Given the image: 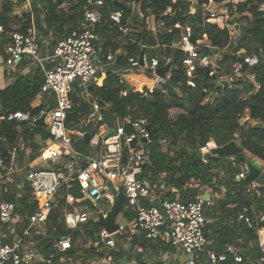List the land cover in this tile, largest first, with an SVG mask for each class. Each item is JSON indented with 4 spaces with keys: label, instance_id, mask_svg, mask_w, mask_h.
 Wrapping results in <instances>:
<instances>
[{
    "label": "trees",
    "instance_id": "16d2710c",
    "mask_svg": "<svg viewBox=\"0 0 264 264\" xmlns=\"http://www.w3.org/2000/svg\"><path fill=\"white\" fill-rule=\"evenodd\" d=\"M132 1L104 0L103 21L97 29L100 39L104 41L101 55L106 60L108 53L112 52L116 57L114 66L117 71H121L130 68L131 58L137 59L143 49H149V60L155 56L160 57L159 67L162 68L167 65L166 60L161 59L163 52L167 50L168 58L172 62L171 75L165 83H161L160 88L149 84L142 90L128 91L125 81L121 82L117 71H107L101 87H90L100 103L110 104L105 121L108 126L113 127L116 117H146L150 128L156 130L160 139H167L169 142L166 147L161 141L152 142L148 146L150 156L141 177L149 181L154 198L190 203L195 201L197 195L206 196L212 190L215 197L219 198L215 199L213 206L206 209L207 218L210 220L206 227L208 248L221 252L228 245L240 240L242 246L248 250L247 255L259 260L263 253L257 246H250L252 242L257 243L258 228L251 229L238 222L237 216L247 209L253 217L252 205L255 203L262 208V202L251 197L248 184L245 180L237 181L236 174L240 171L241 159L249 161L246 151L264 161V56L251 70L260 85L258 90L252 83L242 81L235 82L232 86L219 85V76H210V73L212 70L232 69L238 60L237 56L230 54L234 43L228 30H221L217 25L206 22L205 4L196 5V13L191 14L192 4L189 0H137V10L150 12L155 16L157 26L163 30L158 28L157 32H148L144 29L133 34L132 40L124 38L122 44H116L113 38L121 35L116 28H111L109 14L124 10L126 17H132L138 24ZM25 2L26 0H1L0 26L7 32L27 33L29 29H35L41 47L43 42H48L49 49L52 50L60 39L80 27L87 0H33L28 13L21 17L14 15V8ZM260 2L261 0H245L238 5L239 13L245 15L249 24L243 30L237 49L246 47V54H251L258 47L264 48V13L260 11ZM176 24L180 28H175ZM140 25L138 29L145 23ZM166 29H172V32L164 33ZM183 33L189 35L191 42L199 48L202 55L210 54V66L197 69L195 87L188 84L189 78L183 69L186 54L171 47ZM8 43L9 37L6 34L0 36V52L4 58ZM211 49L215 51L212 52ZM29 61L24 58L18 68L26 67ZM100 76L99 72L97 77ZM44 81L45 75L36 65L28 74H17L11 85L0 89V158L7 163L11 157L9 150L19 146L22 141H33L37 135H41L43 139L50 138L49 132L43 126H36L30 131L27 123L2 120L17 111L28 113L31 118L40 116L46 107L43 104L35 106L34 102L40 96ZM123 91H128V95L123 96ZM249 92L251 95H248ZM71 99L73 107L68 114L66 126L73 130L82 125L84 119L91 124L89 120L92 104L86 100L84 91L77 88ZM172 110L180 112L172 117ZM252 121L259 124L252 126ZM127 132H132L130 126H127ZM233 141L243 149L237 156L239 164L236 166L227 156L206 157L201 151L209 142L222 147ZM74 146L80 152H88L84 138H78ZM222 187L225 189L223 195L220 190ZM24 190L26 193L21 198L5 193L3 199L16 205L15 212L24 218L23 225L27 226L29 216L37 210V204L33 201L29 185ZM124 210L125 219L131 220L134 213ZM101 230L102 225L98 221L85 224L83 233L79 230H66L64 234H49L47 231V236L56 238L72 235L75 241L81 239L84 243L87 240L97 242L100 240ZM38 238L42 243L41 248L49 250L48 240L43 236ZM133 243L142 247V253L157 251L161 247L164 251H176L170 245H157L143 237H135ZM103 246L102 244L101 249ZM78 252L79 249H74L67 255L76 257ZM87 253L88 256H78L77 259L91 264V258H102L105 253H109L117 261L124 259L128 251L118 246L113 250L103 249V252L94 251L92 248ZM142 253L138 254L139 264H145L141 259ZM129 257L132 258L130 255ZM231 263L234 262L228 260L222 264ZM198 264L208 263L203 260Z\"/></svg>",
    "mask_w": 264,
    "mask_h": 264
},
{
    "label": "built area",
    "instance_id": "2783aa9c",
    "mask_svg": "<svg viewBox=\"0 0 264 264\" xmlns=\"http://www.w3.org/2000/svg\"><path fill=\"white\" fill-rule=\"evenodd\" d=\"M136 1L133 0L131 3L134 2L136 5ZM189 1L192 4L191 14H195L196 5L200 4L199 0ZM243 2L245 0H207L205 4L206 22L217 25L221 30H228L234 43L230 54L238 57L230 71L212 70L210 76H219L220 80H227L230 86L239 81L249 82L258 90L260 85L256 82L251 70L264 56V48L258 47L251 54H246L245 47L237 49L246 26V23L245 25L242 23L245 15L238 10V5ZM103 6L104 0H87L80 27L60 39L52 50L47 51L45 57L42 55L37 30L29 29L27 33L7 32L3 26H0V36L6 34L9 37V43L5 47L6 56L0 60V65L15 68L24 58L31 60L45 75L40 95L49 96V101L45 105L46 110L42 111L40 116L31 118L30 114L17 111L10 113L2 120L27 123L30 125V131H33L36 126H39L36 122L45 115L46 125L43 127L50 134L42 155V161L48 165V168L31 170L26 174L33 201L37 204V210L29 216L28 225H23L24 218L15 212L14 203L0 202V226H11L13 233L10 242H5V239L9 238L6 233L0 237V264H85L83 260L77 259L78 256H82L80 252L76 257L67 255L74 249H80L84 241L81 239L75 241L72 235L49 238L45 223L52 209L57 207L59 197L72 206L88 201L98 205L105 201H114L109 184L115 190H122L125 196L122 211L130 210L134 213V217L131 220L126 219L125 224L117 223L118 230L115 233H109L102 228L99 234L100 240L97 242L87 240V243L90 242L96 247L97 252L117 248L118 236L129 240L134 237H143L152 243H164L181 251L186 256L181 264H198L203 260L208 264H222L228 260H232L235 264H264V186H261L257 180L246 183L251 197L260 200L262 208L254 203L251 207L253 217L245 209L237 216V221L251 229L258 228V246L263 257L255 260L246 255L239 241L228 245L221 252L210 250L206 236L208 224L206 209L212 206L213 202L205 198L203 194L197 195L195 201L190 203L164 198L156 200L149 181L141 177L150 156L148 146L153 142L150 137L154 129L150 128L149 120L144 116L118 117L117 126L113 128L114 132L107 137L109 127L105 118L108 105L101 104L89 94V88L98 74L97 62L100 49L97 46L99 39L97 29L103 21ZM221 7H226L223 14L218 11ZM259 8L264 13V0L259 3ZM136 13L138 24L132 17H126L124 10L110 13L109 24L111 28H116L123 38L130 40L133 34L140 32L141 29L148 32H157L158 28L163 30L157 26L156 18L150 12L136 10ZM141 23L145 25L138 29ZM175 28H180V25L176 24ZM171 32L172 29L164 31V33ZM171 46L186 54L183 69L189 78L188 84L195 87L194 79L197 69L210 66V54L202 55L199 48L191 42L189 35L184 33ZM211 51L215 50L211 49ZM107 59L113 61L114 56L108 55ZM161 59L166 60L167 64L171 62L168 58ZM129 61L132 68L149 69L154 74L155 80L159 83L166 82V76L162 78L156 73L160 68V58L154 57L149 60L147 55H144L143 66L139 58H131ZM48 65H51V68H48ZM227 76H231L232 79ZM77 88L88 95L93 108L91 122L102 131L91 140L94 149H97L95 153L80 152L74 146L76 139L73 134L78 138H84L86 130L82 133L75 129L70 130L66 126L68 114L73 107L71 96ZM122 94L127 96L128 92L124 91ZM248 95H251V92ZM51 105L53 108L46 112ZM250 124L257 126L259 122L252 121ZM127 126L131 127V133L127 132ZM82 128L85 129L84 126ZM143 139L147 142H143ZM133 140H136L135 146H131ZM159 141L165 147L169 144L167 139L159 137ZM125 147L128 150L123 162ZM216 147L214 142H209L201 151ZM226 158L234 166L239 164L237 156ZM14 161L15 158L11 157L9 165L13 166ZM6 164L7 162L0 158V170H4ZM251 164L242 162L239 165L237 181H246ZM260 174H264V162L261 163ZM75 193L81 196L78 197ZM86 209L74 208L73 213L66 215L69 229L83 233L85 224L100 221V213L96 210L89 212ZM20 225L22 227H19ZM40 236L48 240L49 250L41 248V240L37 239ZM102 244L104 246L101 249ZM204 256L206 259L203 258ZM99 259L105 264H126L116 261L109 253Z\"/></svg>",
    "mask_w": 264,
    "mask_h": 264
},
{
    "label": "crops",
    "instance_id": "0c3cea01",
    "mask_svg": "<svg viewBox=\"0 0 264 264\" xmlns=\"http://www.w3.org/2000/svg\"><path fill=\"white\" fill-rule=\"evenodd\" d=\"M32 1L33 0H26V2L24 4L17 5L14 8V12H13L14 15H17V16L21 17L23 14L28 13L31 10V3H32ZM131 5H132V9L135 10V12H136L137 8H136V5L134 4V2ZM218 11L221 14H223L226 11V7H221ZM243 20H244V22H242V20H241V22L244 25L246 23V26L245 27H247L249 23H248L247 19H245V16H244V19ZM123 40H124V38L122 36L113 38V41L116 44H122ZM43 43H44V45L42 47V55L45 57L46 54H47V51L49 50V44H48V42H43ZM103 45H104V41L102 39H100V37H99V39L97 41V46L100 49V54H99V58H98V62L100 63V65L98 66V73L100 72L101 73V76L100 77H97L96 76V78L93 80L91 86L92 85H97V86L101 87L103 85V82H104L105 78H106L107 71H109V70H111L113 72H116L117 71L116 67L114 66L115 61H116L115 55L112 52H109L108 53V55H113L114 56L113 61H109L107 58L105 60L103 58V56L101 55ZM142 51H144V55H147V57H148V54H149L150 50L149 49H147V50L146 49H143ZM156 51H157V53L159 55V50L157 49ZM108 55H107V57H108ZM155 57H157V56H155ZM168 57H169V55L167 53V50H165L163 52V58H168ZM138 58L140 59V57H138ZM157 58H160V57H157ZM3 59H4V57L2 56V54L0 52V60H3ZM27 61H29V60L27 59ZM35 66H36V64L34 62H32L31 60L29 61L28 65L26 67H23V68H20V67L18 68V66L15 67V68H8L4 64H1L0 65V89H3L5 87L11 85L12 82L15 80L17 74H20V73L23 74V75L28 74ZM138 70H141L142 71L143 68H141V69L138 68L137 69V68H132V66H130V68H128V69H122L121 71H119V70L117 71V73L120 75V80L121 81L123 80V82L125 81V83L127 85V90L128 91H131L133 89H136V87H134V85H132L130 83V81L128 80V77L126 76V74L128 72L138 71ZM170 75H171V73L169 72L166 75V79H168L170 77ZM153 76H154V74H153ZM157 83L160 84L159 81L155 80V76H154V80L152 81L151 85L154 88H157L156 87V84ZM128 85H130V88L131 89L128 88ZM84 94H85L86 100L87 101H90V100H88V95L86 93H84ZM89 94L91 95V97L92 96L94 97V94L91 92V89L90 88H89ZM94 98H96V97H94ZM39 100H41L40 103H38ZM48 101H49V96L48 95H40L37 98V100L34 102V105L35 106H38V105H41V104L46 105ZM103 105H108V111H109L110 104L109 103H104ZM106 114H107V112H106ZM92 115H93V108H92V112H91V116ZM117 118L118 117H116V119H115V123H114V126L113 127L108 126L109 127V130L110 129H113L114 127L117 126ZM91 119L92 118L90 117V120H89L90 122H91ZM82 126H84L85 127V130L87 131V133H89L91 135V137L89 139V142L87 143V145H88L87 150H88L89 153H95V151L97 149H94L93 145L91 144V140H93L94 138H96L98 136V133H100L102 131H100L96 126H94V124L92 122H91V124H89V122L86 119H84L82 121V125H80L77 128H82ZM73 136H74V138L76 139V142H77V139H78L77 135L73 134ZM47 142H48V139H43V137L41 135H37L33 141H30V142H23L22 141L19 146L14 147V148H11L9 150L10 156L11 157H14L15 158V161H14L13 166H10L9 163H7L6 164V167L4 168V170H0V202L1 201H5L3 199V196H4L5 193L14 194L18 198H21L26 193L24 189L28 186V183L26 181V174H27V172H29L31 170H39V169H46V168H48V165L45 162L42 161V155L44 153V150H45V147L47 145ZM246 152L249 153L251 155V157H253V158H251V159L248 158L249 161H246L245 160L244 163H252L253 164L254 162H258V163L261 164L262 162H264L262 159H259L255 155H252L250 152H248V151H246ZM84 153H86V152H84ZM224 191H225V189L223 188V191L222 192H224ZM80 196H78V197H80ZM206 196L207 197H205V198L210 199L213 202V205L215 204V199L216 198H219V196L218 197H215V195H214V193H213L212 190ZM63 202L65 203V206H68L69 208H72L73 211H74V208L77 209L76 205L72 206V205L68 204L64 199H62V198L59 197L57 199V207L53 208L52 211L54 209L59 208L60 203H63ZM88 204L91 205V207L94 208V210H96L98 213H99L98 208L100 210L104 211V209L100 205L96 204L93 201H88V202H85L83 204H77V205H82L84 207H88ZM52 211H51V213L49 215V218H50V216L52 214ZM73 211H72V213H73ZM69 213H71V212H69ZM69 213H65L63 215L62 219L64 221L66 230L67 231L74 232V230L68 228L67 223H66V215L69 214ZM105 213H107V212H105ZM49 218H48V220H49ZM48 220H47V222H48ZM45 229H46V233H47L48 230H47V226L46 225H45ZM54 230L56 231V228H54ZM4 233H6V234L9 235V238L5 239V242H10L11 241V237L13 236V233H12V230H11V226H0V237ZM134 238H132L131 240H129V239H126L123 236H118L117 237L118 246L121 247V248H124L129 253V254L127 253L124 256V259L121 258V259H119V261H122L123 263H126V264L127 263L128 264H133L132 260H130L129 255L133 257L136 254L143 252V249H142V247L140 245H138V244L135 245L133 243ZM37 239L40 240V238H37ZM237 241H239L240 244H241V246H242L241 241L240 240H237ZM154 244H157L158 245L159 243H154ZM161 244H164V243H161ZM250 246H251V248H253V246H257V248L259 250H261L259 248V246H258V240H257V243H255V242L253 243L252 242ZM243 249H244L245 254L247 255L248 250L245 249L244 247H243ZM161 250L164 251L162 249V247H161L157 251H154V252H158V251H161ZM148 252L150 253V252H153V251L152 250H149ZM177 252H178V254L180 253L179 251L176 250L175 253H177ZM164 253L168 254L169 252L168 251H164ZM173 257H174V254H173ZM177 257H178V255H177ZM177 257H176V254H175V258L174 259H176ZM183 259L185 260L186 257L183 258ZM175 262H177V260ZM137 264H139V263H137ZM164 264H166V263H164ZM231 264H235V263H231Z\"/></svg>",
    "mask_w": 264,
    "mask_h": 264
},
{
    "label": "rangeland",
    "instance_id": "374dc122",
    "mask_svg": "<svg viewBox=\"0 0 264 264\" xmlns=\"http://www.w3.org/2000/svg\"><path fill=\"white\" fill-rule=\"evenodd\" d=\"M99 65H100V63L97 62V67ZM147 70L143 69L142 71L141 70L132 71V72H128L126 74V76L128 77V80L130 81V83L132 85H134V87H136V89L142 90V88L145 85L151 84L152 81L154 80V76L152 74V71H149V69H147ZM227 78L232 79L231 76H227ZM156 87L160 88L161 83L160 84L157 83ZM40 102H41V100L38 101V103H40ZM179 112L180 111H178V110H172L171 111L172 117L177 116L179 114ZM49 119H50V115L48 116V120ZM210 151H211L210 149H204V150H202V153L205 155V154L209 153ZM245 154H246V157H248L250 159L253 158V157H251V155L249 153L246 152ZM220 190L223 191V188H221ZM221 195H223V192L221 193ZM113 204H114V201L110 200V201H105V202L100 203V206L105 210V212H108L113 207ZM76 207L78 210L86 209L82 205L76 204ZM86 210H88L89 212H92V211H94V208H92L91 205L88 204V207ZM72 211H73V209L69 208L68 206H65L64 202L60 203L59 208L54 209L52 211V214H51L48 222L45 223V225L47 226V230H48L49 234H55L57 232L58 233L60 232V234H64V232L66 231V227H65V224H64L62 217L65 213H69ZM124 211L119 214V216L117 218V223H120V224L126 223ZM54 228H56V231L54 230ZM92 248H94V251L96 250V247L92 246V244H90V242L89 243L86 242L82 245V247H80V249H79L80 253L79 254H82V256H85V255L88 256L87 252H88V250H90ZM90 252H92V250ZM168 252H169L168 254L164 253V251H162V250L158 251V252L153 251L150 253L145 252V253L141 254V259H142V262H144L145 264H164V263H166V264H181L182 262H184L183 258H185L186 256L183 253H181V251H179L180 252L179 254H178V252L177 253L171 252V251H168ZM105 254H107V253H105ZM138 254H136L135 256H133L131 258L132 262H133V260L135 261V259L138 258ZM173 254H174V257H173ZM175 254H176V257L178 255V257L176 259H174ZM203 258L206 259L205 256ZM176 260H177V262H175ZM137 262L139 263L138 259H137ZM137 262H135L133 264H137ZM92 264H105V263L99 258H93Z\"/></svg>",
    "mask_w": 264,
    "mask_h": 264
},
{
    "label": "water",
    "instance_id": "95a60500",
    "mask_svg": "<svg viewBox=\"0 0 264 264\" xmlns=\"http://www.w3.org/2000/svg\"><path fill=\"white\" fill-rule=\"evenodd\" d=\"M199 3L202 4H207V0H199ZM143 57H144V51H142L141 55H140V63L143 66ZM172 67V62H169L166 66L159 68L157 70V75H159L160 77L164 78L171 70ZM219 85L222 86H227L229 85V82L227 80H220L219 81ZM128 88H130V85H128ZM53 108V106L51 105L46 112H49L51 109ZM45 115L42 116L37 122L36 124L39 126H45ZM75 130H78L82 133L85 132L84 128H75ZM114 132V129H110L107 137L112 134ZM91 135L89 133H86L84 136V139L86 141V143L89 142ZM151 141L153 142H157L159 141V135L156 133V130L152 131L151 137H150ZM143 142H147L146 139L142 140ZM136 140H133L131 142V146H135ZM128 148L125 147L124 149V159L123 162H125L126 159V152H127ZM243 149L242 147H240L235 141L230 142L228 144H226L225 146L222 147H216V148H212L211 151L207 154H205V156H238L240 153H242ZM242 162H245V159L242 158L241 159ZM260 168H261V164L258 162H254L253 164L249 165V175L246 178V182L247 183H251L254 180H257V182L261 185L264 186V174H260ZM110 187V191L111 193L114 195V204L113 207L107 212V213H103L102 210H99L100 213V224L102 225L103 229L107 230L109 233H115L118 230V224L116 222L119 214L122 212V209L124 207V201H125V196L124 193L122 192V190H115L111 184H109ZM207 197V196H205Z\"/></svg>",
    "mask_w": 264,
    "mask_h": 264
}]
</instances>
